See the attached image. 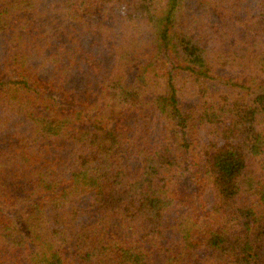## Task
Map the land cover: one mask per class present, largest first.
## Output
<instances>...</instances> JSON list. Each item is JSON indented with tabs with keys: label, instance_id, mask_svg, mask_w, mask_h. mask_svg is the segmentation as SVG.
I'll return each mask as SVG.
<instances>
[{
	"label": "trees",
	"instance_id": "1",
	"mask_svg": "<svg viewBox=\"0 0 264 264\" xmlns=\"http://www.w3.org/2000/svg\"><path fill=\"white\" fill-rule=\"evenodd\" d=\"M0 264H264V0H0Z\"/></svg>",
	"mask_w": 264,
	"mask_h": 264
},
{
	"label": "rangeland",
	"instance_id": "2",
	"mask_svg": "<svg viewBox=\"0 0 264 264\" xmlns=\"http://www.w3.org/2000/svg\"><path fill=\"white\" fill-rule=\"evenodd\" d=\"M46 1H50V0H46ZM254 1H255V0H253V2H254ZM188 96H189V95H187V96L185 97V98H187V101L184 102V105H186L187 107H190L191 105H194V104H193V100H192V98L189 99Z\"/></svg>",
	"mask_w": 264,
	"mask_h": 264
}]
</instances>
